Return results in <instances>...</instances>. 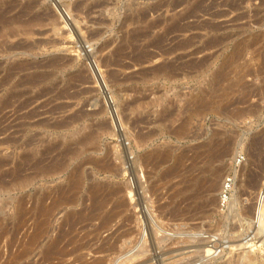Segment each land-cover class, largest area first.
Here are the masks:
<instances>
[{
	"label": "rangeland",
	"instance_id": "374dc122",
	"mask_svg": "<svg viewBox=\"0 0 264 264\" xmlns=\"http://www.w3.org/2000/svg\"><path fill=\"white\" fill-rule=\"evenodd\" d=\"M0 33V264H264V0H0Z\"/></svg>",
	"mask_w": 264,
	"mask_h": 264
},
{
	"label": "bare ground",
	"instance_id": "6f19581e",
	"mask_svg": "<svg viewBox=\"0 0 264 264\" xmlns=\"http://www.w3.org/2000/svg\"><path fill=\"white\" fill-rule=\"evenodd\" d=\"M33 2V1H32ZM38 2V1H37ZM36 2V3H37ZM35 5V4H34ZM24 9V8H23ZM2 16V15H1ZM16 20V19H15ZM2 21V20H1ZM9 23V22H8ZM1 34V33H0ZM95 36V35H94ZM38 43V42H37ZM22 46V45H21ZM15 48H16V46H15ZM25 48V47H24ZM31 48V47H30ZM207 49V48H206ZM14 50V49H13ZM171 52V51H170ZM238 52V51H237ZM239 53V52H238ZM241 53V52H240ZM258 54V53H257ZM88 55V54H87ZM236 55V54H235ZM261 55L264 57V51L261 53ZM260 55V56H261ZM239 56V55H238ZM235 57H237V56H235ZM238 58V57H237ZM262 60H263V58H262ZM234 61V60H233ZM232 61V62H233ZM235 62V61H234ZM235 64V63H234ZM264 64V63H263ZM232 65V64H231ZM264 66V65H263ZM233 67V66H232ZM244 68V67H243ZM242 68V69H243ZM173 69V68H172ZM229 69V68H228ZM94 70V69H93ZM244 70H245V68H244ZM245 72H246V74H247V72H249V74H250V71L249 70H245ZM244 72V73H245ZM239 73V72H238ZM245 74V75H246ZM248 74V75H249ZM222 75V74H221ZM221 75H220V77H221ZM242 75V74H241ZM219 78V77H218ZM36 79V78H35ZM220 80V79H219ZM244 82V81H243ZM225 88V87H224ZM249 92V91H248ZM227 93V92H226ZM21 94V93H20ZM248 94V93H247ZM246 96V95H245ZM199 99V98H198ZM206 99V98H205ZM211 100V99H210ZM234 103V102H233ZM198 104V103H197ZM225 106V105H224ZM256 106V105H255ZM188 107V106H187ZM186 107V108H187ZM54 109V108H53ZM58 109V108H57ZM253 109V108H252ZM245 110V109H244ZM81 112V111H80ZM94 113V112H93ZM67 121V120H66ZM50 127V126H49ZM216 135V134H215ZM94 140V139H93ZM5 142V141H4ZM9 142V141H8ZM46 142V141H45ZM83 145V144H82ZM207 145V144H206ZM220 145V144H219ZM75 146V145H74ZM206 147V146H205ZM212 148V147H211ZM34 149V148H33ZM48 153V152H47ZM159 156V155H158ZM166 156V155H165ZM42 157V156H41ZM164 156H162V158H163ZM56 159V158H55ZM162 160V159H161ZM209 161V160H208ZM211 161V160H210ZM104 162V161H103ZM50 163V162H49ZM180 164V163H179ZM182 164V163H181ZM207 164V163H206ZM39 165V164H38ZM112 165V164H111ZM156 165V164H155ZM177 165V164H176ZM101 166V165H100ZM181 167V166H180ZM49 169V168H48ZM216 169V168H215ZM50 170V169H49ZM51 170H52V167H51ZM214 172H216V171H214ZM218 172H219V170L216 172L217 174H218ZM194 174V173H193ZM234 174L235 175H237L238 176V170L237 169H235V171H234ZM216 175V174H215ZM6 177V176H5ZM216 177V176H215ZM91 178V177H90ZM194 181V180H193ZM207 181V180H206ZM224 181H225V179H224ZM224 181H223V184H224ZM203 182V181H202ZM213 183L211 184L212 186H216V181H212ZM184 183V182H183ZM208 183H209V181H208ZM76 184H77V181H76ZM200 184H202L201 182H200ZM197 185H199V183H197ZM218 185V184H217ZM200 186H198L197 188H199ZM90 189V188H89ZM222 189H223V185H222ZM200 190V189H199ZM221 192H222V190H221ZM114 193V192H113ZM197 193V192H196ZM232 193H233V190H232ZM93 194V193H92ZM66 195V194H65ZM48 196V195H47ZM46 196V197H47ZM231 196H232V194H231ZM65 197V196H64ZM107 197H108V195H107ZM63 199V198H62ZM70 199V198H69ZM230 199H231V197H230ZM229 199V200H230ZM263 199V200H262ZM61 200V199H60ZM256 201V204H255V207H254V211H253V214H252V218H251V224L253 225V227L254 228H256V226H257V229H256V233H258V231L260 230V226H262V224H263V217H264V209H263V201H264V184L262 185V187L259 189V191L257 192V194H256V199H255ZM70 201V200H69ZM106 201V200H105ZM236 201H237V197H233L232 198V200L230 201V205H234L235 203H236ZM26 202V201H25ZM60 202V201H59ZM71 202V201H70ZM104 202V201H103ZM57 203V202H56ZM101 203V202H100ZM55 204V203H54ZM51 205H52V203H51ZM41 206H42V203H41ZM46 207V206H45ZM41 208V207H40ZM100 208V207H99ZM44 209V208H43ZM49 209V208H48ZM97 209V208H96ZM102 209V208H101ZM117 209V208H116ZM40 210V209H39ZM47 210V209H46ZM45 210V211H46ZM100 210V209H99ZM21 211V210H20ZM148 211V210H147ZM42 212V211H41ZM38 213H40V212H38ZM43 213V212H42ZM24 214V213H23ZM45 214H47V213H45ZM45 214H43V215H45ZM53 215V214H52ZM107 216V215H106ZM24 217V216H23ZM87 218V217H86ZM22 219V218H21ZM154 219V218H153ZM93 220V219H92ZM22 223V222H21ZM37 223V222H36ZM78 223V222H77ZM154 223V222H153ZM76 224V223H75ZM74 224V225H75ZM31 226V225H30ZM35 226H36V224H35ZM37 226H40V225H37ZM70 226V225H69ZM160 226V225H159ZM251 226V225H250ZM57 227V226H56ZM38 228V227H37ZM183 228V227H182ZM46 224L45 223H43L40 227H39V229H36V231L38 230V232L35 234V236H34V238L36 237V238H38V237H40V236H42L44 233H46ZM177 229H178V227H177ZM80 230V229H79ZM78 230V231H79ZM68 231V230H67ZM6 233V232H5ZM28 233V232H27ZM35 233V232H34ZM63 233V232H62ZM255 233V234H256ZM14 234V233H13ZM12 234V235H13ZM57 236V235H56ZM64 236V235H63ZM79 236V235H78ZM66 237V236H65ZM31 238V237H30ZM63 238V237H62ZM61 238V239H62ZM59 239V238H58ZM72 239V238H71ZM58 242H59V240H58ZM53 243V242H52ZM22 244V243H21ZM36 244V243H35ZM48 244H49V242H48ZM57 244H60V243H57ZM105 244V243H104ZM244 244V242L243 243H241V244H237V246H242ZM10 246V245H9ZM53 246V245H52ZM55 246H57L58 247V245H56L55 244ZM146 246V245H145ZM48 247V246H47ZM47 247H45L46 249H47ZM51 247V244H50V246H49V248ZM63 247H65V246H63ZM79 247V246H78ZM116 247V246H115ZM48 248V249H49ZM68 248V247H67ZM96 248V247H95ZM45 249V250H46ZM53 249H55L56 250V247L54 248V246H53ZM53 249H51V250H53ZM79 249V248H78ZM109 249V248H108ZM110 249H112V248H110ZM141 249V248H140ZM66 250V249H65ZM74 250V249H73ZM9 251V250H8ZM54 251V250H53ZM53 251H51V252H53ZM61 251V250H60ZM104 251H106V250H104ZM119 251V250H118ZM2 252V251H1ZM23 252H25V251H23ZM50 252V253H51ZM73 252V251H72ZM76 252V251H75ZM101 252H102V250H101ZM10 253H11V251H10ZM54 254V253H53ZM55 254H57V253H55ZM55 254H54V256H55ZM70 254H72V253H70ZM48 255H49V253H48ZM51 256H52V253L50 254ZM49 255V256H50ZM59 255V254H58ZM68 255V254H67ZM13 257V256H12ZM45 257H47V255L45 256ZM66 257V256H65ZM17 258V257H16ZM20 258V257H19ZM51 257H47L46 259H50ZM7 259V258H6ZM45 259V260H46ZM79 259V258H78ZM51 260V259H50ZM47 263V262H46ZM5 264V263H4ZM7 264V263H6ZM11 264H15V263H12L11 262ZM29 264V263H28ZM120 264V263H119Z\"/></svg>",
	"mask_w": 264,
	"mask_h": 264
},
{
	"label": "built area",
	"instance_id": "2783aa9c",
	"mask_svg": "<svg viewBox=\"0 0 264 264\" xmlns=\"http://www.w3.org/2000/svg\"><path fill=\"white\" fill-rule=\"evenodd\" d=\"M233 184H234L233 178L231 177L225 178L223 189L222 192L220 193L221 206H225V204L229 201L233 190Z\"/></svg>",
	"mask_w": 264,
	"mask_h": 264
}]
</instances>
